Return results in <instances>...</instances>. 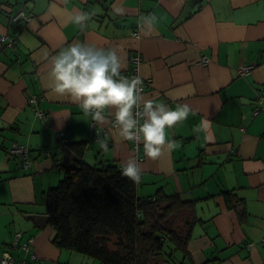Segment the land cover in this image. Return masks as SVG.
<instances>
[{
  "label": "crops",
  "instance_id": "1",
  "mask_svg": "<svg viewBox=\"0 0 264 264\" xmlns=\"http://www.w3.org/2000/svg\"><path fill=\"white\" fill-rule=\"evenodd\" d=\"M21 9L33 18L16 31L8 23ZM83 12L92 15L81 31L72 19ZM149 14L153 23L141 28L140 17ZM3 34L17 37V45L0 51V156L4 150L14 158L6 168L0 162V187L7 190L0 195V261L8 254L17 264H99L58 249L56 232L30 220L44 212L21 210L43 205L63 179L62 164L74 160L70 145L86 142L82 159L91 165L121 167L135 158L141 197L164 191L198 200L205 223L194 228L180 262L264 264V108L255 114L264 96V0H0ZM73 42L116 50L127 77L131 55H140V76L149 81L143 98L189 106L188 118L167 130L173 148L150 159L142 143L136 151L112 127L114 115L106 111L103 123L94 122L71 97L51 91V57ZM247 65L254 70L240 75ZM35 96L43 118L31 105ZM103 132L108 149L97 143ZM15 143L31 150L29 168L9 154ZM227 190L245 199L246 217L226 208L220 193Z\"/></svg>",
  "mask_w": 264,
  "mask_h": 264
},
{
  "label": "trees",
  "instance_id": "2",
  "mask_svg": "<svg viewBox=\"0 0 264 264\" xmlns=\"http://www.w3.org/2000/svg\"><path fill=\"white\" fill-rule=\"evenodd\" d=\"M8 25L16 31L22 28L11 20ZM9 48L4 43L0 51ZM32 107L34 113L44 112L38 105ZM70 148L74 160L62 164L64 178L45 193V214L30 219L35 227L52 228L58 249L80 253L99 264H185L177 263L174 256L177 252L189 255L194 228L205 223L198 215V200L164 191L141 197L139 183L122 177L116 163L84 162L86 142L72 143ZM220 196L228 210L246 217L245 199L231 190Z\"/></svg>",
  "mask_w": 264,
  "mask_h": 264
},
{
  "label": "clouds",
  "instance_id": "3",
  "mask_svg": "<svg viewBox=\"0 0 264 264\" xmlns=\"http://www.w3.org/2000/svg\"><path fill=\"white\" fill-rule=\"evenodd\" d=\"M91 15L88 12L74 14L72 22L84 31ZM153 21L152 14L142 15L140 26L143 28ZM48 75L52 92L71 97L94 122L103 123L106 111L114 115L119 135L125 140L137 141V146L142 143L144 155L153 160L161 155L165 146L173 148L174 141L168 140L167 130L186 120L191 111L188 105L178 104L172 109L144 99L142 80L138 76L122 75L116 50L87 42H73L61 48L51 57ZM202 127L207 129L208 121L205 120ZM97 143L107 149L104 141ZM120 172L134 183L141 180L142 169L135 158L124 161Z\"/></svg>",
  "mask_w": 264,
  "mask_h": 264
},
{
  "label": "built area",
  "instance_id": "4",
  "mask_svg": "<svg viewBox=\"0 0 264 264\" xmlns=\"http://www.w3.org/2000/svg\"><path fill=\"white\" fill-rule=\"evenodd\" d=\"M33 18V14L32 12H26L24 9H21L18 13H16L15 15L11 16V21L12 23H15L17 25L22 26V24L24 23H28L29 21H31V19ZM135 36H139L138 33L134 34ZM4 43L8 44V47L10 48H14L17 45V38H11V37H7V36H1L0 37V46ZM130 62L132 64V76L133 77H139L143 84H142V93L141 95L145 92V88L146 85L148 84L149 81H146L145 79H143L140 76V68L141 65L143 63V59L140 55L138 54H132L130 57ZM210 62V59L208 57H203L201 60V64L203 66H207ZM254 69V65H247V66H243L241 67V69L239 70L240 75L242 76H246L248 74L251 73V71ZM41 100L38 96L31 98V105L33 106L36 102L38 103V101ZM43 100V99H42ZM260 105L262 107L257 108L255 111V114L257 115L263 108H264V96L260 99ZM35 114L41 118H43L45 116V113L40 111V110H35ZM95 126V123H94ZM112 127L116 128V125L114 123V118L112 121ZM108 133L107 132H103V135L101 136V138H99L98 140L100 141H104L107 145V148L109 147V143L107 142V140H105V137H107ZM136 147V150L139 149V146H137L138 142L137 141H133ZM103 149V148H102ZM9 154L19 157L23 160L24 162V167L25 168H29L31 166V157H30V151L28 149L27 146L22 145V144H18L15 143L13 144L10 149L8 150ZM46 155H50L51 152L50 151H46L45 152ZM143 159L140 158V161H142ZM21 238V234L18 233L15 239V244H18V241ZM32 242V240H30V242L26 243L23 245L24 249L28 250L29 249V245ZM0 264H17L16 260L13 259V257L9 256L8 254H6L0 261Z\"/></svg>",
  "mask_w": 264,
  "mask_h": 264
},
{
  "label": "rangeland",
  "instance_id": "5",
  "mask_svg": "<svg viewBox=\"0 0 264 264\" xmlns=\"http://www.w3.org/2000/svg\"><path fill=\"white\" fill-rule=\"evenodd\" d=\"M14 158H12V156H8V155H5V152L3 150V153L2 155L0 156V162L4 165V168H6L9 160H13ZM62 177L64 178V173L62 175ZM59 185V183H58ZM57 185V186H58ZM56 186V185H55ZM51 188V187H50ZM48 192V191H47ZM5 195L7 196V190L5 188V186L2 188L0 187V195ZM14 206H19L18 204H15ZM29 208H21V210H28L29 212H33V211H36L38 213H43L45 214V206L44 205H36V206H28ZM13 208V207H12ZM17 210V209H16ZM72 252V251H71ZM180 258H181V253L180 252H177L174 256V260L177 262V263H180Z\"/></svg>",
  "mask_w": 264,
  "mask_h": 264
}]
</instances>
